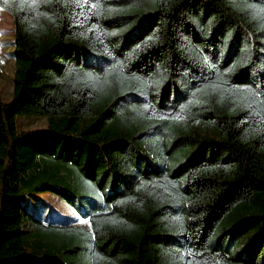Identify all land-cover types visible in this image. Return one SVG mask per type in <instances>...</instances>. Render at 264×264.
<instances>
[{
  "label": "trees",
  "instance_id": "16d2710c",
  "mask_svg": "<svg viewBox=\"0 0 264 264\" xmlns=\"http://www.w3.org/2000/svg\"><path fill=\"white\" fill-rule=\"evenodd\" d=\"M1 8L0 264H264V0ZM45 189L84 222L22 206Z\"/></svg>",
  "mask_w": 264,
  "mask_h": 264
},
{
  "label": "rangeland",
  "instance_id": "374dc122",
  "mask_svg": "<svg viewBox=\"0 0 264 264\" xmlns=\"http://www.w3.org/2000/svg\"><path fill=\"white\" fill-rule=\"evenodd\" d=\"M12 20L10 14L0 9V98L9 100L12 96V82L14 72L13 59V34ZM46 115L36 116L34 114H18L17 123L19 129L45 127ZM27 143L21 141L17 152L20 160L25 158L23 149ZM24 208L34 215L53 222L82 223L84 219L79 213L69 206L64 199L51 190H36L21 197ZM247 256L248 248L244 249Z\"/></svg>",
  "mask_w": 264,
  "mask_h": 264
}]
</instances>
